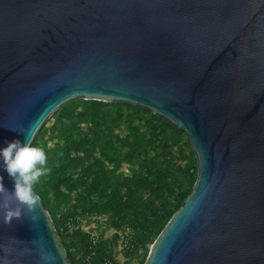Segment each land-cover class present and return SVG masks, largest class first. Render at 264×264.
Segmentation results:
<instances>
[{
	"label": "water",
	"instance_id": "water-1",
	"mask_svg": "<svg viewBox=\"0 0 264 264\" xmlns=\"http://www.w3.org/2000/svg\"><path fill=\"white\" fill-rule=\"evenodd\" d=\"M77 98L150 110L196 155L144 264H264V0H0V149ZM34 191L0 264H73Z\"/></svg>",
	"mask_w": 264,
	"mask_h": 264
},
{
	"label": "rangeland",
	"instance_id": "rangeland-1",
	"mask_svg": "<svg viewBox=\"0 0 264 264\" xmlns=\"http://www.w3.org/2000/svg\"><path fill=\"white\" fill-rule=\"evenodd\" d=\"M84 100L83 98H77L66 103L40 129L35 139L37 142L35 146H40L47 152V161L53 151L59 150L63 145L61 138L62 129L72 132L75 138H94L102 136L106 127L112 126L114 127L116 147L120 145L118 137L131 136L129 139L131 144L121 148L119 152L113 149L108 150V154L111 155L116 152L115 158L120 165L117 177L123 178L133 174H143L147 161L154 159L171 170L169 176L170 187L165 191L166 196L163 197L165 199L160 200V202L169 204V207L177 204L178 197L190 190L197 170L196 155L188 142L185 132L176 130L169 125H164L160 120L153 118L150 110L142 107L132 108L127 105L120 107L118 104L107 105L105 107V116L108 117L99 119L97 124L91 121L81 122L77 118L71 120L60 119L59 116L63 108L72 110L73 107L75 113L83 110L85 107ZM120 109L122 110L121 113ZM150 121L156 127L155 132H151L152 129L149 130ZM79 155L84 158L85 165H87L94 158L101 157V152L97 149L93 156ZM105 162L108 167L114 166V163ZM78 176V171H71V177L74 180ZM114 182H116V179H114ZM84 188V185H80L74 191H68L64 185H61V191L64 193L65 198L56 200L53 192H50L48 195L50 199L48 208L53 212L62 230H64L66 223L65 218L69 216L80 217L85 221L82 229H80L81 233L85 235L91 232L101 234L107 241L111 242L113 247L115 244L116 248H118L119 237L121 236L119 233L121 232L126 241L127 237L129 239L130 234H133L134 231L128 227L116 229L109 213L95 212L93 210L94 204H102L108 193H94L91 196L82 198L78 194ZM175 190L178 191L177 197L174 195ZM80 235H78L80 242L73 241L69 247L78 261L81 260V254L87 246V236L84 235L86 237L85 241V238L81 239ZM153 242V240L149 241L146 245L133 249L124 247L121 253L118 250L117 264H144ZM102 244L98 247L95 259L97 261L108 254H102Z\"/></svg>",
	"mask_w": 264,
	"mask_h": 264
},
{
	"label": "trees",
	"instance_id": "trees-1",
	"mask_svg": "<svg viewBox=\"0 0 264 264\" xmlns=\"http://www.w3.org/2000/svg\"><path fill=\"white\" fill-rule=\"evenodd\" d=\"M84 101V109L77 113H75L73 107L72 110L63 108L59 116L60 119L65 118L71 120L77 118L81 122L91 121L97 124L99 119L108 117L105 116V107L107 105L118 104L120 107L122 105H127L132 108H140L139 106L122 102H103L98 100ZM121 111L120 109V113ZM151 114L153 118L160 120L164 125H169L179 130L162 117L152 112ZM148 127L149 130L152 129L151 132L156 131V127L152 121H150ZM114 137V127L112 126H107L102 136L94 138H75L72 132L62 129L61 138L63 140V145L59 150L53 151V154L48 158L46 167L49 171L47 175L41 177L39 182L34 186L54 219L56 228L73 264H78V260L76 256L72 254L69 247L73 241L80 240L78 235L81 234V239L85 238V241V236L87 235L81 233V230L74 231L73 233H66L65 230L61 229L53 212L48 208L50 201L48 195L50 192H53L56 200L65 198L64 193L61 191V185H64L68 191H74L80 185H84L85 188L78 194V196L82 198L91 196L94 193H108V196L102 204H94L93 210L95 212L109 213L116 229H122L124 227L131 228L134 231L130 239L131 249H133L144 246L147 242L154 241L157 238L173 214L183 205L196 181L197 170L190 190L186 194H182L178 197L177 204H173L172 207H169V204L160 202V200L162 201L165 199L163 198L166 196L165 191L170 187V168L151 159L147 161V165L144 166L143 174H133L131 176L118 178L117 172L120 165L115 158L116 152L111 155L108 154V150L113 149L119 152L121 148L131 144L129 140L131 136H116L120 143L117 147L115 146ZM36 143L37 142L34 141L33 146H35ZM97 149L100 150L101 157L94 158L85 165L84 158L79 154L93 156ZM105 161L114 163V166L108 167ZM71 171L79 172V176L76 180L72 178L73 176L71 177ZM114 179H116V182H114ZM174 195L177 197L178 191L175 190ZM102 251L103 255L110 252L109 242L107 240L102 244ZM99 261L100 258L98 261L96 260L97 263H99Z\"/></svg>",
	"mask_w": 264,
	"mask_h": 264
},
{
	"label": "clouds",
	"instance_id": "clouds-1",
	"mask_svg": "<svg viewBox=\"0 0 264 264\" xmlns=\"http://www.w3.org/2000/svg\"><path fill=\"white\" fill-rule=\"evenodd\" d=\"M20 133L25 137L23 144L20 140H13L0 149V168L5 169L14 181V188L9 190L0 175V222L4 225H11L14 220L19 221L25 216L32 221L39 219L38 215H32L39 203L34 186L49 171L47 152L40 146H33L27 131L21 129ZM0 247L5 253L10 252L9 247ZM3 264H9L8 260L5 259Z\"/></svg>",
	"mask_w": 264,
	"mask_h": 264
},
{
	"label": "built area",
	"instance_id": "built-area-1",
	"mask_svg": "<svg viewBox=\"0 0 264 264\" xmlns=\"http://www.w3.org/2000/svg\"><path fill=\"white\" fill-rule=\"evenodd\" d=\"M65 220L66 223L64 226V230L66 233H73L75 230L77 231L82 229L83 223L85 222L84 219L80 217H72V216L65 218ZM119 234L121 235L119 237V244H118L119 247L116 248L115 244L113 247L111 242L108 241L110 252H108L107 255H104L99 261V263H97L95 259L97 256L98 247L101 245V243L106 241V239L101 234L95 232L88 233L87 246L83 250L81 254V260L78 261V264H117L118 250L121 253L122 248L125 247L131 249L132 247L130 245V239L132 233L130 234L129 239L127 237L126 241L124 239V236H122L121 232Z\"/></svg>",
	"mask_w": 264,
	"mask_h": 264
}]
</instances>
